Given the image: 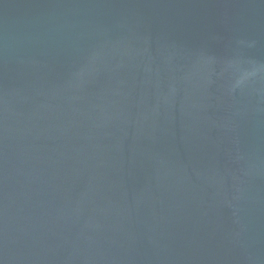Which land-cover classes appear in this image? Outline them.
Returning <instances> with one entry per match:
<instances>
[{
	"label": "water",
	"instance_id": "1",
	"mask_svg": "<svg viewBox=\"0 0 264 264\" xmlns=\"http://www.w3.org/2000/svg\"><path fill=\"white\" fill-rule=\"evenodd\" d=\"M0 264H264V0H0Z\"/></svg>",
	"mask_w": 264,
	"mask_h": 264
}]
</instances>
